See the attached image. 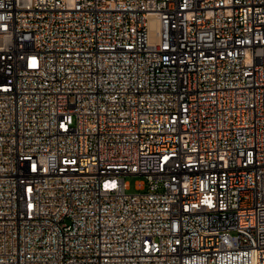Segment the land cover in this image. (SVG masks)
<instances>
[{
	"label": "built area",
	"instance_id": "1",
	"mask_svg": "<svg viewBox=\"0 0 264 264\" xmlns=\"http://www.w3.org/2000/svg\"><path fill=\"white\" fill-rule=\"evenodd\" d=\"M0 264H264V0H0Z\"/></svg>",
	"mask_w": 264,
	"mask_h": 264
},
{
	"label": "rangeland",
	"instance_id": "2",
	"mask_svg": "<svg viewBox=\"0 0 264 264\" xmlns=\"http://www.w3.org/2000/svg\"><path fill=\"white\" fill-rule=\"evenodd\" d=\"M144 181V178L141 177V176H127L126 177V182H128L130 188H129V193H138V190L136 189L137 187V184L139 182H143ZM144 192H147V187L146 189L144 190Z\"/></svg>",
	"mask_w": 264,
	"mask_h": 264
}]
</instances>
